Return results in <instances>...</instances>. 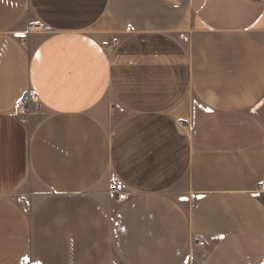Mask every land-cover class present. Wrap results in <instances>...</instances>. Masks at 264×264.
Segmentation results:
<instances>
[{
    "label": "crops",
    "instance_id": "0c3cea01",
    "mask_svg": "<svg viewBox=\"0 0 264 264\" xmlns=\"http://www.w3.org/2000/svg\"><path fill=\"white\" fill-rule=\"evenodd\" d=\"M262 181L264 0H0V264H264Z\"/></svg>",
    "mask_w": 264,
    "mask_h": 264
},
{
    "label": "built area",
    "instance_id": "2783aa9c",
    "mask_svg": "<svg viewBox=\"0 0 264 264\" xmlns=\"http://www.w3.org/2000/svg\"><path fill=\"white\" fill-rule=\"evenodd\" d=\"M35 28L38 29L39 26L36 25ZM115 43L116 40H113L111 43H108V45L105 46H109L110 44H115ZM38 102H39V96L32 91H27L22 95L21 99L19 100L15 108V112L18 115L19 120L22 124L28 121V117L30 115V110L32 106L36 105ZM259 189L264 190V181L260 183ZM109 191L111 194L116 196L118 201H122L127 197V194L120 189V187L116 182H112L110 184ZM196 243L202 246L204 245V240L202 238H199L196 241Z\"/></svg>",
    "mask_w": 264,
    "mask_h": 264
}]
</instances>
